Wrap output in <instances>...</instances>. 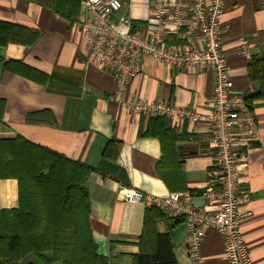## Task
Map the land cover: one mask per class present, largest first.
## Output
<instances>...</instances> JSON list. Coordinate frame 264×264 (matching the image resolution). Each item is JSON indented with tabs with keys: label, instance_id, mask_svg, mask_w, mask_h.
<instances>
[{
	"label": "crops",
	"instance_id": "1",
	"mask_svg": "<svg viewBox=\"0 0 264 264\" xmlns=\"http://www.w3.org/2000/svg\"><path fill=\"white\" fill-rule=\"evenodd\" d=\"M83 0L79 3V9ZM52 0H0V20L38 31L29 45L8 42L0 45V58L17 59L43 73L44 84L11 72L0 65V101L3 102L0 138L22 135L67 158L97 167L108 139L121 141L116 165L124 182L93 170L86 183L89 196V222L97 253L107 264H132L131 255L139 251L145 205L126 202L117 195L124 184L146 194L164 196L170 190L159 178L155 163L161 155L159 140L146 137L150 118L125 106L130 97L164 101L170 105L209 110L213 90L212 72L176 69L149 57L126 90L118 95L113 77L89 60L75 18H66L52 6ZM128 17L133 27L143 28L151 18V0H123L113 16ZM173 41L177 42V35ZM248 38L249 54L238 52V38ZM221 42L229 75L243 95L260 90L258 81L247 77L251 56H264V0H226L221 22ZM41 111L49 122L27 121ZM46 111V113H45ZM252 111L259 126L258 139L247 148V168L243 186L250 200L240 211L250 210L240 220V232L252 264H264V93L253 100ZM165 125L183 137L177 142L185 188L197 195L207 183L213 163L208 146L209 125L205 121L165 118ZM194 151L195 154H185ZM18 205L17 181L0 179V211ZM158 233L170 235L177 264H191L186 253L187 233L182 219L158 218ZM204 264H225L223 239L209 231L202 239Z\"/></svg>",
	"mask_w": 264,
	"mask_h": 264
},
{
	"label": "built area",
	"instance_id": "2",
	"mask_svg": "<svg viewBox=\"0 0 264 264\" xmlns=\"http://www.w3.org/2000/svg\"><path fill=\"white\" fill-rule=\"evenodd\" d=\"M123 0H83L78 26L88 58L109 73L122 94L149 57L176 69L213 73L214 85L206 114L196 109L130 97L126 108L136 114L205 121L209 125L208 146L213 163L207 183L197 195L188 190L169 191L164 196L146 194L119 184L120 199L155 205L165 216L182 219L186 227V253L191 264H204L203 237L209 231L223 239L225 264H252L240 232V220L251 214L240 211L250 200L243 186L247 148L259 136V126L230 78L221 42V22L226 0H151V18L143 27H133L128 17L113 20ZM177 35V42L170 36ZM249 40L238 38V52L249 54Z\"/></svg>",
	"mask_w": 264,
	"mask_h": 264
},
{
	"label": "trees",
	"instance_id": "3",
	"mask_svg": "<svg viewBox=\"0 0 264 264\" xmlns=\"http://www.w3.org/2000/svg\"><path fill=\"white\" fill-rule=\"evenodd\" d=\"M80 1L52 0L51 3L59 14L70 19L77 16ZM38 34L0 20V45L15 42L29 46ZM174 37L170 36L173 43ZM0 65L41 84L47 80L43 73L17 59L0 58ZM247 77L260 83L259 91L243 95L252 111L253 100L264 93V56H251ZM2 111L0 101V120ZM43 115L41 111L35 112L27 116V121L49 122ZM142 135L159 140L161 155L155 170L167 189L186 190L177 150V142L183 136L168 128L161 116L151 117ZM120 148L121 141L108 139L99 164L93 168L22 135L0 138V179L14 178L18 194L16 208L0 211V264H107L97 253L92 237L86 183L93 170L124 182L123 171L116 165ZM163 217L172 220L155 205L145 207L139 251L131 255L132 264H177L170 235L155 229V221Z\"/></svg>",
	"mask_w": 264,
	"mask_h": 264
}]
</instances>
